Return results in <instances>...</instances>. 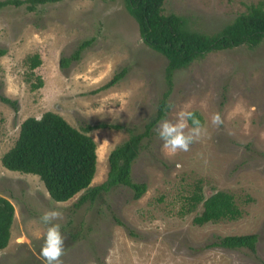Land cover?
I'll return each instance as SVG.
<instances>
[{"label":"rangeland","instance_id":"rangeland-1","mask_svg":"<svg viewBox=\"0 0 264 264\" xmlns=\"http://www.w3.org/2000/svg\"><path fill=\"white\" fill-rule=\"evenodd\" d=\"M20 1L0 8V49L5 50L0 55V196L14 206L0 264H43L47 226L39 217L50 209L64 215L57 221L67 238L63 264H264V37L253 47L204 54L175 70L169 86L166 58L143 42L124 0H60L33 9ZM259 1L264 3L163 0L162 12L179 15L188 30L216 34ZM85 40L89 43L78 58L61 67L60 59ZM34 53L42 60L34 71L43 86L32 90L26 57ZM121 70L119 81L98 90ZM166 92L165 101L173 107L164 118L175 120L182 108L196 110L207 131L189 151L166 156L157 123L141 140L131 166L132 181L146 184L138 199L130 187L117 185L92 202L77 204L84 191L55 202L36 174L1 164L20 123L53 111L77 129L111 126L88 132L97 153L90 186L98 185L107 177L109 152L146 129ZM1 96L16 100L17 109ZM216 112L223 118L218 127L210 119ZM197 186L204 197L230 193L241 215L194 224L202 203L184 215L181 209ZM250 233L258 236L255 251L207 246L219 237Z\"/></svg>","mask_w":264,"mask_h":264},{"label":"trees","instance_id":"trees-1","mask_svg":"<svg viewBox=\"0 0 264 264\" xmlns=\"http://www.w3.org/2000/svg\"><path fill=\"white\" fill-rule=\"evenodd\" d=\"M26 1L30 3L29 9H33L37 4L60 0ZM22 2L0 0V8ZM124 3L137 23L143 42L166 58L165 75L169 86L175 70L187 67L204 54L241 44L253 47L258 45L264 37V3L262 1L250 4L246 12L236 16L216 34L186 29L179 15L162 12L163 0H124ZM88 43L89 40L81 42L70 57H62L60 66L67 67L72 59H77ZM4 53L5 50L0 49V55ZM41 62L38 53L26 57L29 68L27 81L32 90L43 86L41 76L34 71ZM123 74L124 70L119 71L98 90L112 86ZM30 77H34L35 81H32ZM167 93L159 102L156 114L146 124V129L142 133L131 134L109 152L107 177L98 185L90 186L96 171L97 153L96 142L88 132L99 127L111 126L103 123L87 124L77 129L63 116L53 111H45L39 117L29 116L20 123L18 136L13 145L2 155L1 164L9 170L36 174L50 199L55 202H65L81 191L84 192L81 193L77 204L88 200L92 202L102 192H107L117 185L130 187L133 190V198L138 199L146 191V184L132 181L131 166L137 156L141 140L151 133V129L165 117L169 109V104L165 101ZM1 100L17 109L16 100L6 96H1ZM192 111L202 123L200 113L196 110ZM199 203H202L203 209L193 217L194 224L201 225L220 219L232 220L241 215V210L230 193L216 191L204 197L200 186H197L187 197L188 205L181 209V214L193 211ZM13 220V204L6 197L0 196V250L8 245ZM117 223L126 227L119 219ZM127 233L131 237H138L134 231L128 230ZM257 239L258 236L255 233L227 235L219 237L207 246L248 248L255 251Z\"/></svg>","mask_w":264,"mask_h":264},{"label":"clouds","instance_id":"clouds-1","mask_svg":"<svg viewBox=\"0 0 264 264\" xmlns=\"http://www.w3.org/2000/svg\"><path fill=\"white\" fill-rule=\"evenodd\" d=\"M169 107L173 106L170 105ZM210 119L213 126L218 127L223 123V118L219 112L213 113ZM155 131L159 139L163 141L162 150L164 154L172 156L178 151H189L190 146L197 142L207 129L195 112L182 108L176 113L175 120L164 118L159 121ZM39 219L47 226L40 252L43 264H63L61 258L65 255L67 238L61 231L62 224L57 222L64 219L63 213L50 209L43 212Z\"/></svg>","mask_w":264,"mask_h":264}]
</instances>
